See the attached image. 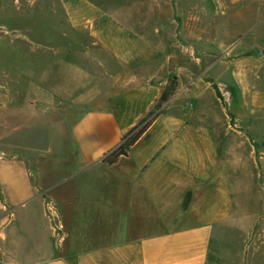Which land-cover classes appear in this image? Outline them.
Wrapping results in <instances>:
<instances>
[{"label": "crops", "instance_id": "1", "mask_svg": "<svg viewBox=\"0 0 264 264\" xmlns=\"http://www.w3.org/2000/svg\"><path fill=\"white\" fill-rule=\"evenodd\" d=\"M18 1L0 0V18ZM56 1L90 42L43 69L37 94L78 117L62 145L0 152V264H264V135L221 102L248 96L250 114L264 115V60L239 57L238 28L223 40L226 7ZM248 2L232 0L238 17ZM212 42L230 58L203 66L197 52ZM172 81L178 97L210 93L218 113L197 123L170 103L127 155L103 162ZM24 113L45 114L9 108L0 123Z\"/></svg>", "mask_w": 264, "mask_h": 264}, {"label": "rangeland", "instance_id": "2", "mask_svg": "<svg viewBox=\"0 0 264 264\" xmlns=\"http://www.w3.org/2000/svg\"><path fill=\"white\" fill-rule=\"evenodd\" d=\"M203 1L210 5V10H215L221 5L226 7L225 16L220 21L225 22L229 30V33H226L229 35L221 37L228 41L234 28L240 30V44L248 46V50L241 51L239 57L247 58L253 55L254 58L264 60V56H259L254 49L256 43L264 45V0H250L243 5L245 12L241 17L233 11L232 0H223V3L218 0ZM216 19L218 18H215V21ZM212 33H216L215 23ZM89 42L90 38L85 31H74L68 25L56 0H20L17 3H7L6 12L0 18V115L3 113L1 116L4 117L9 108H19L26 112L30 109L37 112L44 110L45 114L43 116L36 114L35 118L28 121L27 114L24 113L10 118L9 124L0 123L1 152L3 149L21 153L39 152L46 151L48 149L46 145L51 142L56 145L63 144L64 137L68 136L69 129L78 115L58 112L57 108L40 101L37 93L41 92L39 87L42 70L51 68L58 57L71 56L75 52L74 48ZM212 43L213 46L207 51L197 52L203 66L211 64L219 55H221L219 58H230L226 47L217 48L214 46L217 42ZM211 69L208 72L209 76L212 75ZM260 69L264 70V67ZM262 75L261 89L264 90V74ZM218 94L222 96L220 91ZM222 97L221 102L224 106L234 111L230 120L232 123L253 126L257 129L258 135H264V115L250 114L248 96L235 100ZM170 103L179 107L180 103H186L190 120L197 123L207 122L206 113L213 112L215 115L218 113L210 93L206 98H192L191 94L178 97L177 86L168 105ZM73 110L68 107L61 109L65 112ZM10 128L14 129L12 133L8 132ZM259 144L257 148L261 155L264 154V138ZM249 149V146L243 144L241 153L246 154Z\"/></svg>", "mask_w": 264, "mask_h": 264}, {"label": "trees", "instance_id": "3", "mask_svg": "<svg viewBox=\"0 0 264 264\" xmlns=\"http://www.w3.org/2000/svg\"><path fill=\"white\" fill-rule=\"evenodd\" d=\"M175 92L176 86L174 81H172L163 89L160 98L153 105L150 111L124 135L122 143L106 154L102 158V161L111 164L114 163L120 155H127L128 152L126 147L134 144L143 135L151 123L160 116L163 109L168 105L169 101L174 96Z\"/></svg>", "mask_w": 264, "mask_h": 264}, {"label": "water", "instance_id": "4", "mask_svg": "<svg viewBox=\"0 0 264 264\" xmlns=\"http://www.w3.org/2000/svg\"><path fill=\"white\" fill-rule=\"evenodd\" d=\"M254 49L257 51L259 56L263 57L264 56V45L261 43H256L254 45ZM1 152V151H0Z\"/></svg>", "mask_w": 264, "mask_h": 264}]
</instances>
